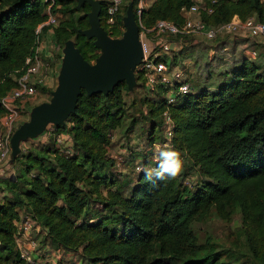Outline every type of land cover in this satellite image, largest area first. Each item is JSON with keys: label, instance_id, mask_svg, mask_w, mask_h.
<instances>
[{"label": "trees", "instance_id": "obj_1", "mask_svg": "<svg viewBox=\"0 0 264 264\" xmlns=\"http://www.w3.org/2000/svg\"><path fill=\"white\" fill-rule=\"evenodd\" d=\"M55 2L50 12L56 23L42 27V32L53 30L54 62L61 63L69 39L84 59L94 62L99 50L93 39L80 33L89 27L90 6L77 7L75 0ZM127 3H132L137 22L151 27L159 19L181 24V9L192 0H154L140 15L135 11L138 0ZM47 4L0 0V117L1 99L24 71L35 46V31L47 18ZM126 7L108 30L112 37L123 33ZM212 7L210 14H201L210 25L227 23L234 16H254L264 23V0H217ZM100 23L108 29L103 7ZM251 50L256 52L251 58L257 59V51ZM260 60L244 56L225 72L216 89L202 87L173 104L166 103L161 87L155 98L141 99L150 121L148 144L165 140L161 115L167 110L173 121L170 144L180 149L197 174L193 184L185 181L186 172L173 179L147 180L141 171L125 191L129 184L114 171L109 147L111 131L124 126L125 95L130 90L125 82L107 95L81 90L75 112L63 124L52 125L50 141L21 152L13 160L19 162L18 174L0 178V187L8 194L0 201V264H21L15 244L19 210L40 223L52 245L80 252L85 264H244L240 254L218 249L210 238L200 243L192 226L211 214L223 221L238 214L242 255L249 264H264V61ZM176 63L175 54L169 64ZM140 81L136 75L137 86ZM39 89L49 100L54 87ZM135 124L136 119L130 120L125 133ZM65 134L70 138L69 153L55 142L56 136ZM142 155L144 168L156 166Z\"/></svg>", "mask_w": 264, "mask_h": 264}, {"label": "built area", "instance_id": "obj_2", "mask_svg": "<svg viewBox=\"0 0 264 264\" xmlns=\"http://www.w3.org/2000/svg\"><path fill=\"white\" fill-rule=\"evenodd\" d=\"M47 2V18L35 31V46L32 54L25 60V68L20 77L15 78L17 84L1 99L3 114L0 117V178L4 177L9 170L11 160L10 139L15 129L22 123L24 115L30 112L28 106L31 100L39 95V88H50L52 86V70L54 64V53L51 46L56 48V43H46L42 39V27L51 26L56 23L55 16L50 12L56 4L55 0H44ZM124 0H101L105 12V24L108 30H112L116 23V14L119 12ZM147 0H138L135 7L137 15L146 8ZM217 0H211L209 4L205 0H192L187 8H182L184 20L181 24L173 21L159 19L151 27H145L139 21V39L142 44V57L135 66V76L141 77V89L146 94L155 93L160 87L165 89V100L167 104H173L177 100L193 93V86L185 79L181 80L183 70L179 67H172L168 61V55H174L183 44H188L187 39L197 37L207 41H214L219 38L230 37L235 39L241 37L244 40H251L257 37L262 38L264 43V23L258 21L254 16L241 19L234 16L229 22L210 25L202 18L201 14H210L213 4ZM49 29V28H48ZM124 30V28H123ZM111 36V35H110ZM112 37V36H111ZM120 37V36H119ZM211 53H215L211 50ZM246 57H254V50H247ZM60 65V63H59ZM60 67V66H59ZM162 130L165 140L148 144L145 151H149V159L155 163L159 148L170 144L173 135V121L165 110L162 115ZM117 130V129H116ZM116 130L111 131L112 133ZM65 141L70 142L67 134L58 135L55 138L59 148L69 153ZM12 161V160H11ZM118 164V163H117ZM115 160V168H116ZM144 168L141 164L136 167ZM141 172V171H140ZM16 224L15 244L21 264H51L47 256L39 255L41 251V241L37 234L43 232L46 238V231L40 223L30 214L19 210V219ZM50 242L49 238H46ZM59 249V248H58ZM63 249V248H61ZM58 254L59 253H55ZM59 262V257L56 263ZM74 264H85L82 259H78Z\"/></svg>", "mask_w": 264, "mask_h": 264}, {"label": "rangeland", "instance_id": "obj_3", "mask_svg": "<svg viewBox=\"0 0 264 264\" xmlns=\"http://www.w3.org/2000/svg\"><path fill=\"white\" fill-rule=\"evenodd\" d=\"M126 4H128L127 0H124L120 9L122 10L123 6ZM190 38V40H186L188 44H183L182 48L176 52L177 63L172 67L177 66L183 70L181 80L185 79L188 81L193 86L194 92H197V90H200L202 87H207L211 90L216 89L222 82L225 72L230 71L233 66H238L242 58L247 56V50L249 51L254 48L258 53L257 59L254 60L250 58V60L258 61L260 56V61H264V43L260 37L249 41L239 36L235 39L224 37L214 41H207L197 37ZM42 39H44L43 35ZM50 50L55 56L57 52L56 48L51 46ZM211 50H214L215 53H211ZM172 56L168 55V61H170ZM56 83L57 81L53 80L51 87L55 88ZM144 96L155 98V93L146 94L142 91L141 85H135L130 93L125 95L127 117L124 126L112 133L111 145L109 147V155L116 160V164L118 163L114 171L118 174L120 173L118 175L119 180L122 179L129 184L128 187L125 188L127 192L129 188L136 183L137 176L140 173L136 170V167L143 163L142 154L145 153L149 158V151H145V149L148 147L150 136V121L145 119L148 109L144 106L143 100H141ZM47 100V92L39 89V95L31 100V105H37ZM132 100H135V105H131ZM28 117L29 115L26 114L22 119L26 121ZM133 119H136V124L130 132L125 133L126 127L129 125L130 120ZM52 129V124H49L43 134L35 139H28L25 142H21V152H27L34 147H40L49 142ZM156 131L158 134L157 136H160L161 131ZM182 158L184 160V165L180 174L186 172L187 174L184 177L185 181H189L188 183L193 184L197 174L190 168L188 159L184 155ZM12 161L10 160L9 170L4 177H12L18 174L19 162ZM151 168L152 164H145V169ZM192 175L194 177L190 178ZM6 195H8L7 192L0 187V201H2ZM192 226L200 243H204L210 238V240L217 244L216 247L218 249L232 250L233 254H240L238 257L239 261L244 260L242 263L249 264L247 257L242 255L245 251L241 243V219L238 214L234 215L231 221H223L217 215L211 214L205 221L195 222ZM51 248L55 249L53 245H51ZM76 253L77 258L83 261L80 252Z\"/></svg>", "mask_w": 264, "mask_h": 264}, {"label": "water", "instance_id": "obj_4", "mask_svg": "<svg viewBox=\"0 0 264 264\" xmlns=\"http://www.w3.org/2000/svg\"><path fill=\"white\" fill-rule=\"evenodd\" d=\"M75 1L77 7L84 3L90 6L86 13L89 27L80 33L87 39H93L99 55L94 62H88L72 39L65 42L56 86L50 93V99L33 106L28 120L13 132L11 160L21 153V142L43 134L49 124H63L75 112L81 90L88 95H107L120 82H125L130 91L136 85L134 68L142 57V44L132 3L126 7L122 35L111 37L100 23L101 0Z\"/></svg>", "mask_w": 264, "mask_h": 264}, {"label": "clouds", "instance_id": "obj_5", "mask_svg": "<svg viewBox=\"0 0 264 264\" xmlns=\"http://www.w3.org/2000/svg\"><path fill=\"white\" fill-rule=\"evenodd\" d=\"M184 165L182 153L175 145L167 144L157 151L156 166L151 169H145L142 166L137 169L138 172L143 171L147 180L156 179L164 180L177 177Z\"/></svg>", "mask_w": 264, "mask_h": 264}, {"label": "crops", "instance_id": "obj_6", "mask_svg": "<svg viewBox=\"0 0 264 264\" xmlns=\"http://www.w3.org/2000/svg\"><path fill=\"white\" fill-rule=\"evenodd\" d=\"M154 0H147L146 1V7L149 6ZM43 33L44 36V42L46 43V48H49L50 46H48V44H52V40H53V30L51 28L45 30ZM59 60H56L53 64V70H52V82L51 84H53V80H56L57 75H58V71H59ZM53 88V87H50ZM33 105L28 106V108H30ZM65 146L66 148L70 147V142L65 141ZM4 199V198H3ZM3 201V200H2ZM1 201V202H2ZM37 238H39V240L41 241V251L39 253V255L41 256H47V258L50 260L51 264H74L77 262L78 258H77V253L73 252V251H69L66 249H61L56 246L55 249L51 248V242H47L46 238H44V234L43 232L37 234ZM59 253L55 254V253ZM59 257V262L56 263L57 258Z\"/></svg>", "mask_w": 264, "mask_h": 264}]
</instances>
